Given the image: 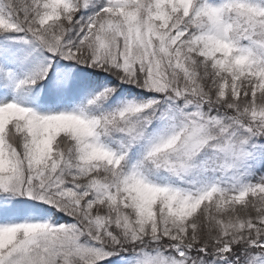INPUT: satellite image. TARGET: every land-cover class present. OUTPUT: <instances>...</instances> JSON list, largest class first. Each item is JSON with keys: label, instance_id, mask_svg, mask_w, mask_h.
Wrapping results in <instances>:
<instances>
[{"label": "snow or ice", "instance_id": "6c2138e0", "mask_svg": "<svg viewBox=\"0 0 264 264\" xmlns=\"http://www.w3.org/2000/svg\"><path fill=\"white\" fill-rule=\"evenodd\" d=\"M0 264H264V0H0Z\"/></svg>", "mask_w": 264, "mask_h": 264}]
</instances>
